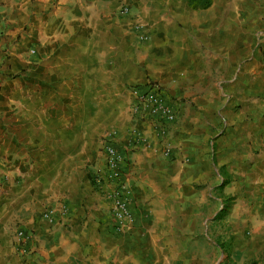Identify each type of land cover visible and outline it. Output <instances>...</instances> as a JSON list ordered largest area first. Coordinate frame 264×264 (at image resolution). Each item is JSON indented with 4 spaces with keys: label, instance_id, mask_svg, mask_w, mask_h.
<instances>
[{
    "label": "crops",
    "instance_id": "0c3cea01",
    "mask_svg": "<svg viewBox=\"0 0 264 264\" xmlns=\"http://www.w3.org/2000/svg\"><path fill=\"white\" fill-rule=\"evenodd\" d=\"M158 1L146 9L132 5L143 45L128 19L115 14L119 20L100 28L94 5L81 0H0V264H82L95 237L82 219L111 221L109 205L86 177L76 187L55 159L65 162L75 136L69 131L81 120L67 109L80 91L70 83L91 80L97 49L126 58L130 43L139 53L124 64L125 87L153 79L168 98H185V113L169 131L172 162L152 121H134L148 142L126 154L135 221H172L179 204L192 206L200 194L210 202L220 187L232 197L228 218L254 221L253 233L264 238V0H210L200 10L184 9L187 0ZM131 126L128 117L115 128L122 148ZM54 184L64 188L60 201L51 197ZM61 203L68 212L56 211L54 226L39 220L41 209ZM18 228L33 235L24 258L16 251Z\"/></svg>",
    "mask_w": 264,
    "mask_h": 264
},
{
    "label": "rangeland",
    "instance_id": "374dc122",
    "mask_svg": "<svg viewBox=\"0 0 264 264\" xmlns=\"http://www.w3.org/2000/svg\"><path fill=\"white\" fill-rule=\"evenodd\" d=\"M186 2L187 7L184 9L200 10L207 7L203 6L204 3ZM81 3L94 5L92 15L100 22V28L105 30V23L111 24L112 18L119 20L115 17V11L122 4L130 6L132 10L133 6L145 9L150 5L161 6L158 0H81ZM58 5L70 7L69 3ZM108 29L112 33V28ZM135 48L130 43L131 55L126 58L120 52L97 49L90 54L98 67L91 80L78 84L69 82L70 86L75 84L77 91H80L68 100L67 109L73 121L77 118L81 120L76 124L77 130L69 131L75 136L70 140L71 144L67 145L65 162L55 159V164H66V172L77 179L76 187L82 188L84 176L93 190L92 177L103 162L100 155L103 136L109 130L123 126L130 117L128 87H125L122 79L125 62L136 59L139 53ZM4 55L8 59V53ZM148 81L162 84L153 79ZM178 102L183 110L179 114L182 117L185 113V98ZM72 106L76 108L74 114ZM79 109L84 113L79 114ZM53 188L51 197L60 201L63 186L54 184ZM202 198L200 194L192 206L179 204L178 217L172 221H136L120 232L111 230L110 221H87L86 217L83 218L80 225L85 226L88 233L95 237L90 238L91 244L87 246L91 250L87 252L84 249L82 253V264H264V238L253 233L254 221H232L227 215V218H219L223 207H227V213L230 212L232 197L223 194L218 187L210 195V202H202ZM204 198L207 199V195ZM172 214H175L174 210ZM92 222L96 226L90 229L88 226Z\"/></svg>",
    "mask_w": 264,
    "mask_h": 264
},
{
    "label": "built area",
    "instance_id": "2783aa9c",
    "mask_svg": "<svg viewBox=\"0 0 264 264\" xmlns=\"http://www.w3.org/2000/svg\"><path fill=\"white\" fill-rule=\"evenodd\" d=\"M210 0H196L194 3H206ZM203 4V5H204ZM115 14L118 18H126L130 21V30L139 43L146 42L147 37L143 33L142 26L133 13L132 8L126 4L120 5ZM2 14L0 11V24ZM5 57V51L2 52ZM34 54V51H31ZM129 113L132 126L130 138L125 147L118 143L116 129L109 130L101 142L102 166L92 177L93 190L101 197L102 201L109 205L108 217L111 220V230L120 232L128 229L136 222L135 197L128 182L127 172L129 161L127 159L128 147L147 145V139L133 125L134 121L149 119L153 123L155 136L164 143L162 155L166 159L173 158L174 146L169 138L170 127L176 122L181 106L176 100L168 98L162 87L157 82H147L142 85L128 86ZM130 145V146H129ZM61 215L68 212L65 203H61L58 210L45 209L38 217L49 226L57 222L56 213ZM32 233L23 228L15 231L16 251L21 257H27L31 251Z\"/></svg>",
    "mask_w": 264,
    "mask_h": 264
},
{
    "label": "trees",
    "instance_id": "16d2710c",
    "mask_svg": "<svg viewBox=\"0 0 264 264\" xmlns=\"http://www.w3.org/2000/svg\"><path fill=\"white\" fill-rule=\"evenodd\" d=\"M191 3L196 2V0H190ZM210 1H207L203 6H208ZM227 207H223L220 211L219 218H224L227 215Z\"/></svg>",
    "mask_w": 264,
    "mask_h": 264
}]
</instances>
